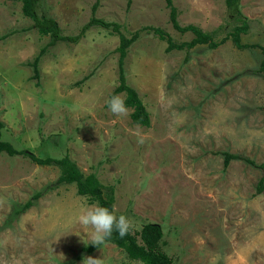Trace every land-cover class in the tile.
Listing matches in <instances>:
<instances>
[{"label":"rangeland","instance_id":"rangeland-1","mask_svg":"<svg viewBox=\"0 0 264 264\" xmlns=\"http://www.w3.org/2000/svg\"><path fill=\"white\" fill-rule=\"evenodd\" d=\"M171 1L181 26L217 42L235 25L225 0ZM94 2L41 0L38 12L61 35L76 36ZM239 5L244 48L228 37L214 49L166 52L147 28L174 44L193 35L171 27L165 0H98L96 18L118 24L126 38L137 33L122 66L149 115L142 127L131 122V109L117 116L107 103L118 85L119 34L91 27L77 43L56 42L35 77L28 63L50 39L29 29L21 3L0 0L1 139L41 159L67 155L82 174L113 186L116 215L134 219V235L146 223L160 225L172 264H264L262 172L241 160L223 167L224 152L264 162V0ZM58 175L56 166L0 154V264H142L109 243L81 251L91 230L74 221L95 202L74 185H53Z\"/></svg>","mask_w":264,"mask_h":264},{"label":"trees","instance_id":"trees-1","mask_svg":"<svg viewBox=\"0 0 264 264\" xmlns=\"http://www.w3.org/2000/svg\"><path fill=\"white\" fill-rule=\"evenodd\" d=\"M21 3V12L25 17H28L32 21V25L29 29H35L39 35L48 36L50 41L39 51L38 55L29 62L34 76H38V61L44 54L46 49L54 45L58 41L77 43L84 33L91 27H100L105 30H109L119 34V26L116 23L107 22L95 17V12L98 7V0H95L91 7V17L87 24L83 25L76 36H63L60 33L58 24L51 17L38 12L39 1L41 0H11ZM240 0H225V6L229 13L230 18L235 23L232 27V31L228 37L230 41L237 48H244L240 44V35L246 33L248 26L246 19L242 16L240 11ZM166 6L169 9V21L171 27L178 33L185 34L190 32L193 38L186 43L174 44L171 39L165 35L158 28H147L155 33L161 40L167 43L166 52L172 50H189L197 45H206L208 48H216L220 44L224 43L227 36L218 42L214 40L212 33H205L192 25L181 26L177 20V12L172 5L171 0H165ZM239 24V25H237ZM6 36V35H5ZM5 36H1L0 39ZM137 33L131 37L126 38L119 34V45L116 48L118 52V85L111 93L109 99L117 94L123 93L125 95L124 100L126 107L131 109L130 119L135 125L142 127L149 126V115L146 111L138 93L135 89L127 84L122 61L125 57L127 48L132 42L135 41ZM263 58L260 61L258 72L264 77V48H261ZM4 127L0 121V154L5 153L8 156L23 155L31 159L32 162L37 165L56 166L59 170V175L53 185L70 184L74 185L78 196H83L89 199L90 202H99L100 205L108 207L110 210L114 204V188L113 186H103L97 179L95 174L84 175L77 168L76 164L66 155L60 159L52 158H37L33 153L27 150H15L9 143L1 139V130ZM223 167H228L229 163L233 160H241L245 163L261 170L262 175L258 180L256 186V193H260L264 187V162L255 164L253 161L244 158L240 155L230 154L227 152L222 153ZM51 187V186H50ZM40 197V193H36L31 199L24 204L23 209L31 206L34 200ZM105 243L114 245L121 249L126 257L131 261H138L142 264H172V260L163 250V231L160 225L153 223L144 224L136 235L131 232L124 237H120L118 232L114 231L111 238L107 239ZM95 244H88L81 248V251L90 253L100 247Z\"/></svg>","mask_w":264,"mask_h":264},{"label":"clouds","instance_id":"clouds-1","mask_svg":"<svg viewBox=\"0 0 264 264\" xmlns=\"http://www.w3.org/2000/svg\"><path fill=\"white\" fill-rule=\"evenodd\" d=\"M107 103L109 110L114 115H127L128 109L121 95L112 96ZM74 222L91 230L92 244L97 246L104 244L107 239L111 238L114 231L118 232L122 238L139 227L130 217L123 214L117 216L115 207L110 210L108 207L100 205L99 202L85 207ZM88 260L94 259L89 258Z\"/></svg>","mask_w":264,"mask_h":264}]
</instances>
